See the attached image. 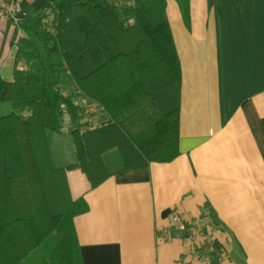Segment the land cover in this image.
Listing matches in <instances>:
<instances>
[{
  "label": "trees",
  "instance_id": "1",
  "mask_svg": "<svg viewBox=\"0 0 264 264\" xmlns=\"http://www.w3.org/2000/svg\"><path fill=\"white\" fill-rule=\"evenodd\" d=\"M176 1L188 21L191 0ZM167 6L52 0L29 15L25 1L23 36L0 71V264H83L74 220L88 207L69 170L94 190L116 172L180 156L183 65ZM88 103L100 124L84 121ZM66 117L77 162L57 167L49 133ZM112 150L122 161L113 171Z\"/></svg>",
  "mask_w": 264,
  "mask_h": 264
},
{
  "label": "crops",
  "instance_id": "2",
  "mask_svg": "<svg viewBox=\"0 0 264 264\" xmlns=\"http://www.w3.org/2000/svg\"><path fill=\"white\" fill-rule=\"evenodd\" d=\"M49 1L26 0L28 14ZM167 5L183 65L181 154L94 190L68 172L88 207L74 220L82 262L264 264V0H191L188 21ZM22 36L0 22V71Z\"/></svg>",
  "mask_w": 264,
  "mask_h": 264
},
{
  "label": "rangeland",
  "instance_id": "3",
  "mask_svg": "<svg viewBox=\"0 0 264 264\" xmlns=\"http://www.w3.org/2000/svg\"><path fill=\"white\" fill-rule=\"evenodd\" d=\"M86 106L87 118H85L84 121H89L88 123H90V125L100 124V120L95 121L93 118L89 120V116L95 112H98L99 109H97V107L93 103H88V105ZM10 110V107H6L4 113H9ZM96 114H98L99 117V113ZM70 122V118L66 117L65 129L61 133H49L53 163L57 167H67V165L69 166L77 162V153L72 137L73 126L70 124ZM85 127L88 126L86 125ZM106 160L111 171L116 170L117 168H120L122 166V161L118 150H112L108 154H106Z\"/></svg>",
  "mask_w": 264,
  "mask_h": 264
},
{
  "label": "built area",
  "instance_id": "4",
  "mask_svg": "<svg viewBox=\"0 0 264 264\" xmlns=\"http://www.w3.org/2000/svg\"><path fill=\"white\" fill-rule=\"evenodd\" d=\"M26 0H4L0 7V22H9L19 25L22 18L27 16V12L24 9V3ZM176 223H182V220L178 217L174 219Z\"/></svg>",
  "mask_w": 264,
  "mask_h": 264
}]
</instances>
